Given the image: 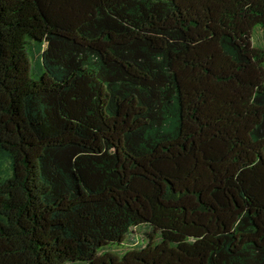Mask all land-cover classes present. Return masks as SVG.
<instances>
[{
  "label": "trees",
  "instance_id": "16d2710c",
  "mask_svg": "<svg viewBox=\"0 0 264 264\" xmlns=\"http://www.w3.org/2000/svg\"><path fill=\"white\" fill-rule=\"evenodd\" d=\"M0 264H264V0H0Z\"/></svg>",
  "mask_w": 264,
  "mask_h": 264
},
{
  "label": "rangeland",
  "instance_id": "374dc122",
  "mask_svg": "<svg viewBox=\"0 0 264 264\" xmlns=\"http://www.w3.org/2000/svg\"><path fill=\"white\" fill-rule=\"evenodd\" d=\"M253 42H254V45L255 46L261 44V34L257 30L254 31ZM28 55H29V58H30V61H31L30 77L32 79H38V76H39V68L35 64V57H36L35 56V50L33 49L32 51H28ZM136 235H137V237L139 239L142 238L141 234L136 233Z\"/></svg>",
  "mask_w": 264,
  "mask_h": 264
}]
</instances>
